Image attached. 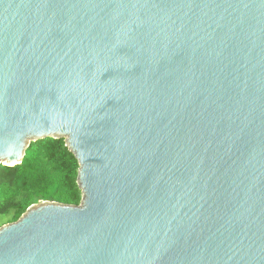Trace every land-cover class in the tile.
I'll return each mask as SVG.
<instances>
[{
	"label": "water",
	"instance_id": "1",
	"mask_svg": "<svg viewBox=\"0 0 264 264\" xmlns=\"http://www.w3.org/2000/svg\"><path fill=\"white\" fill-rule=\"evenodd\" d=\"M47 137L81 202L0 264H264V0H0V164Z\"/></svg>",
	"mask_w": 264,
	"mask_h": 264
},
{
	"label": "trees",
	"instance_id": "2",
	"mask_svg": "<svg viewBox=\"0 0 264 264\" xmlns=\"http://www.w3.org/2000/svg\"><path fill=\"white\" fill-rule=\"evenodd\" d=\"M78 168L64 139L53 137L31 142L20 164H0V227L43 201L79 205Z\"/></svg>",
	"mask_w": 264,
	"mask_h": 264
}]
</instances>
